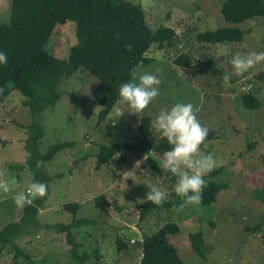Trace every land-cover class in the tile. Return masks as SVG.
Listing matches in <instances>:
<instances>
[{
  "label": "rangeland",
  "instance_id": "obj_1",
  "mask_svg": "<svg viewBox=\"0 0 264 264\" xmlns=\"http://www.w3.org/2000/svg\"><path fill=\"white\" fill-rule=\"evenodd\" d=\"M128 1L141 6L151 29L172 26L185 39L184 47L191 50V57L212 56L214 66L223 72L200 73L196 65L177 66L172 62L175 48L153 46L147 55L154 60L143 65L141 71L154 73L163 69L159 96L139 114L130 113L128 106L117 100L101 119V106L92 96L96 78L76 71L63 79L55 104L41 113L44 132L35 140V148L45 153L57 142L73 144L41 164L50 182L49 192L39 207L40 224L30 226V232L17 238L16 244L35 264H76L66 252L69 245L64 236L49 225L68 222L70 215L60 205L77 201L81 203L78 216L93 220L92 224L74 230L83 245L81 249L88 248L87 264H139L138 242L142 235L154 232L166 222L178 226L170 240L186 264H264L262 227L246 229L260 222L264 212V79L256 77L264 69V62L243 77L224 79L225 72L231 71L228 61L233 55L264 52V17L231 24L220 12L223 0ZM10 6L11 0H0V22L8 21ZM227 25L248 31L238 42L207 44L194 39L195 32ZM75 42V23H58L52 30L48 49L58 57H66ZM245 91L256 96L260 104L247 108L242 100ZM22 99L13 90L0 103V172L6 173L5 178L15 189L7 194L0 191V226L20 218L23 208L17 207L12 197L35 181L25 164V143L35 131L29 128L30 112ZM177 102L192 103L198 109L197 119L213 131L212 138L201 145V151L214 155L221 171L212 180L226 182L227 188L219 191L209 205H186L179 212L169 206L143 216L140 204L153 187L164 191L167 200L178 199L173 193L176 179L170 182L143 168V158H128L95 168L96 154L101 143L139 139L142 115L154 119L161 110L170 109ZM149 129V139L160 136L151 126ZM151 155L163 163V155L154 151ZM194 233H200L202 247ZM117 237L126 243L121 251L117 250ZM130 238L136 239L134 244L129 242ZM192 242L196 248H192ZM9 246L0 252V264H28L21 257L14 259Z\"/></svg>",
  "mask_w": 264,
  "mask_h": 264
},
{
  "label": "trees",
  "instance_id": "obj_2",
  "mask_svg": "<svg viewBox=\"0 0 264 264\" xmlns=\"http://www.w3.org/2000/svg\"><path fill=\"white\" fill-rule=\"evenodd\" d=\"M220 12L225 21L231 24L242 23L264 17V0H223ZM66 21L75 23L76 42L70 46L66 57H58L48 49V44L54 26ZM247 31V28L242 29L235 25L218 26L215 29L195 32L194 39L207 44L238 42ZM184 41L181 33L172 27L160 25L151 29L141 6L128 0H11L9 19L7 22H0V52L7 56V64L0 65V103L11 91L17 90L24 98L22 104L29 108V128L35 132L25 143V164L32 171L35 181L44 182L47 186L50 182V177L41 166L37 167V161L51 159L57 152L73 144L72 141L57 142L50 145L45 153H40L35 148V140L44 132L41 113L48 105L55 104L59 97L58 86L63 79L71 77L76 71L88 72L96 78L92 96L101 106L98 113L101 119L118 100L119 86L131 80L130 73L137 64L143 66L154 60L147 55L153 46L158 49L175 48V57L172 60L175 65L188 68L196 65L200 73L223 72L221 68L214 66L212 56L201 55L195 59L191 57V50L184 47ZM256 77L264 79V69ZM242 100L250 109L260 104V100L249 91L242 94ZM151 120L149 115L141 116L138 125L141 135L139 139L132 142L123 139L113 143H101L94 167L110 166L111 163L128 158H143V168L174 182L176 177L163 172L159 167V160L151 155L152 151L163 155L171 147L161 136L149 139ZM212 136L213 131L208 129L206 140ZM220 171L221 167H216L204 177L207 186L203 190L201 204L213 203L218 192L227 188L226 182L212 180ZM48 192L47 187V194ZM176 197L178 199L175 202L166 199L159 206L142 202L140 214L144 216L155 209L169 206L178 208L183 201L177 195ZM45 198L46 196L38 198L31 205L23 207L22 215L17 221H9L0 226V252L10 244L14 259L21 257L28 264H35L33 258L15 240L28 233L30 226L36 227L40 224L39 207ZM80 204L77 201L62 203L60 206L70 215V220L49 226L64 236L69 245L66 252L71 259L76 264H87L90 257L88 248L84 246L81 249L83 245L77 240L74 230L81 225L92 224L93 220L78 216ZM260 227L263 229L264 244V212L260 222L255 223L253 228L246 229L256 230ZM177 232V224L166 222L154 232L143 234L138 242L139 264H186L170 240L171 235ZM194 235L202 247L200 233ZM115 242L118 251L126 247L120 237ZM191 246L196 248L195 242ZM199 253L203 255L201 250Z\"/></svg>",
  "mask_w": 264,
  "mask_h": 264
},
{
  "label": "clouds",
  "instance_id": "obj_3",
  "mask_svg": "<svg viewBox=\"0 0 264 264\" xmlns=\"http://www.w3.org/2000/svg\"><path fill=\"white\" fill-rule=\"evenodd\" d=\"M128 50H131L130 45ZM261 62H264V52L252 51L243 55L236 53L228 61L231 71L225 72L224 79L230 80L233 76L243 77ZM4 64H7V56L0 52V65ZM141 68L142 65L137 64L130 73L131 80L121 84L118 89L117 103L126 104L131 110L130 113L135 114L142 113L159 96V86L162 83L160 78L163 74L162 68L156 69L154 73L143 72ZM197 111L198 109L190 102H177L170 109L161 110L151 120V127L171 146L163 153V163L159 167L163 172L176 177L174 192L183 201L176 209L177 212L186 205L198 206L202 203L203 190L207 186L204 177L216 167L214 155L201 151V145L208 136V129L197 119ZM42 163L37 161V167ZM5 176L6 173L0 172V191L7 194L15 189ZM47 187L44 182H31L24 191L16 192L12 197L13 202L19 208L31 205L34 200L47 195ZM166 199L164 191L153 187L146 193L142 202H151L159 206ZM135 241V238L129 240L131 244Z\"/></svg>",
  "mask_w": 264,
  "mask_h": 264
},
{
  "label": "crops",
  "instance_id": "obj_4",
  "mask_svg": "<svg viewBox=\"0 0 264 264\" xmlns=\"http://www.w3.org/2000/svg\"><path fill=\"white\" fill-rule=\"evenodd\" d=\"M172 27V26H171ZM175 69H172L171 71H174Z\"/></svg>",
  "mask_w": 264,
  "mask_h": 264
}]
</instances>
